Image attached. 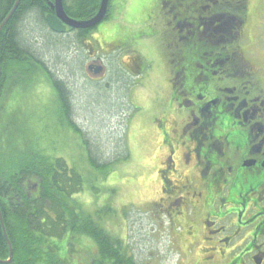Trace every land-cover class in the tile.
Listing matches in <instances>:
<instances>
[{"label": "flooded vegetation", "instance_id": "flooded-vegetation-1", "mask_svg": "<svg viewBox=\"0 0 264 264\" xmlns=\"http://www.w3.org/2000/svg\"><path fill=\"white\" fill-rule=\"evenodd\" d=\"M118 12L102 37L62 34L88 48V79L151 125V210L178 260L264 264V0H110L104 20Z\"/></svg>", "mask_w": 264, "mask_h": 264}, {"label": "rangeland", "instance_id": "rangeland-1", "mask_svg": "<svg viewBox=\"0 0 264 264\" xmlns=\"http://www.w3.org/2000/svg\"><path fill=\"white\" fill-rule=\"evenodd\" d=\"M121 18V12L112 13L92 33L102 37L105 31L117 29ZM41 27L31 13L20 24L25 39L41 42L37 54L47 68L66 82L73 107L72 118L83 134L66 124L68 119L61 114V103L48 71L42 69L37 76L39 82L34 81L32 87L26 88L31 81L29 76L34 77L35 73L28 74L26 68H16L18 71H11L0 99L1 144L5 145L7 141L11 147H34L65 158L70 166L76 165L85 173L92 171L84 191L76 194L74 199L90 209L107 203L112 205L115 214L107 219L109 229L128 242L138 264H181L184 259L178 260L179 251L170 242L171 234L164 226V218L151 210L160 190L156 175L153 177L155 184L151 181L154 176L151 125L128 118V96L119 87L113 89L88 79L85 51L88 48H82L81 43L71 48V36L48 35L46 29L42 33ZM38 33L50 36L49 42L38 40ZM145 91L151 93L145 105V109L151 111L159 91L152 86ZM85 140L100 159L116 161L104 180L94 182L95 172L90 162L92 151ZM93 182L99 189L97 194ZM81 209L77 206L73 214L80 215ZM67 238L74 243L73 253L66 255L68 264H88L97 256L98 246L93 239ZM67 238L55 240V243L67 244Z\"/></svg>", "mask_w": 264, "mask_h": 264}, {"label": "trees", "instance_id": "trees-1", "mask_svg": "<svg viewBox=\"0 0 264 264\" xmlns=\"http://www.w3.org/2000/svg\"><path fill=\"white\" fill-rule=\"evenodd\" d=\"M17 1L0 0V27ZM53 1L20 0L14 13L2 27L0 99L11 71L26 68L28 74L35 73L34 77L29 76L31 81L27 88L32 87V83L37 81L42 69L46 70L60 100L61 114L64 119L65 117L68 119L66 124L81 133L82 130L72 118L73 107L66 82L49 70L42 57L37 54L41 42L25 39L20 29L23 19L31 13L37 24L42 26V33L47 30L48 35L61 36L52 31L46 21V16L50 12L48 3ZM63 3L68 15L88 19L97 13L100 0H75L74 7L72 0H63ZM42 33H38L37 39L41 41L47 39L49 42L50 36L44 37ZM73 46L78 45L72 41L71 48ZM1 142L0 264H68L66 255L69 252L73 253L74 243L67 237L74 239L88 237L95 241L98 253L88 264H138L128 242L109 229L107 219L115 214L112 205L107 203L90 209L88 206L82 207L83 204L74 199L76 194L84 191L86 179L92 171L88 170L85 173L76 165L70 166L65 158L44 153L43 150L34 147H11L7 141L5 145ZM90 150L91 167L95 172L94 182L104 180L116 161H103L95 150ZM121 156L122 153L119 160ZM94 182L92 187L97 194L99 189L94 187ZM77 206L82 208L80 215L73 214ZM4 229L13 248L10 262H3L9 259L10 254ZM65 238L67 244L55 243V240L62 241Z\"/></svg>", "mask_w": 264, "mask_h": 264}, {"label": "water", "instance_id": "water-1", "mask_svg": "<svg viewBox=\"0 0 264 264\" xmlns=\"http://www.w3.org/2000/svg\"><path fill=\"white\" fill-rule=\"evenodd\" d=\"M19 2H20V0H18L16 2L14 8L12 9V11L9 13L7 18L5 19V21L1 25L0 32H1L4 24L10 19V17L14 13ZM109 2H110V0H100V5L98 8V11L93 17L88 18V19L77 20V19L70 17L67 14L65 7H64L63 0H54L53 2H50V7L52 10L55 11V13H49L46 16V21H47L49 28L56 33H64L66 31L67 27H71V28H75V29L76 28L77 29L93 28V27L97 26L98 24H100L105 19V17L107 16L108 9H109ZM97 71H99V70H97ZM0 77H1V65H0ZM1 218H2V216H1ZM4 231H5V229H4ZM5 234H6V231H5ZM6 238L9 242L10 254H9V259L6 261H3V262H10L12 260V257H13V248H12V245H11L8 237H7V234H6Z\"/></svg>", "mask_w": 264, "mask_h": 264}, {"label": "bare ground", "instance_id": "bare-ground-1", "mask_svg": "<svg viewBox=\"0 0 264 264\" xmlns=\"http://www.w3.org/2000/svg\"><path fill=\"white\" fill-rule=\"evenodd\" d=\"M49 7H50V2L48 3ZM49 14V13H48Z\"/></svg>", "mask_w": 264, "mask_h": 264}]
</instances>
